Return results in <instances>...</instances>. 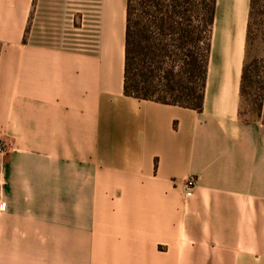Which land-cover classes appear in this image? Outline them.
Here are the masks:
<instances>
[{
  "label": "crops",
  "instance_id": "0c3cea01",
  "mask_svg": "<svg viewBox=\"0 0 264 264\" xmlns=\"http://www.w3.org/2000/svg\"><path fill=\"white\" fill-rule=\"evenodd\" d=\"M249 3L216 0L197 112L124 95L127 0H0V264H264Z\"/></svg>",
  "mask_w": 264,
  "mask_h": 264
},
{
  "label": "trees",
  "instance_id": "16d2710c",
  "mask_svg": "<svg viewBox=\"0 0 264 264\" xmlns=\"http://www.w3.org/2000/svg\"><path fill=\"white\" fill-rule=\"evenodd\" d=\"M215 10L216 0H127L124 95L200 112ZM242 102L264 125V0L249 3L240 117Z\"/></svg>",
  "mask_w": 264,
  "mask_h": 264
},
{
  "label": "rangeland",
  "instance_id": "374dc122",
  "mask_svg": "<svg viewBox=\"0 0 264 264\" xmlns=\"http://www.w3.org/2000/svg\"><path fill=\"white\" fill-rule=\"evenodd\" d=\"M200 20H201V14H200ZM247 109H248L247 104L245 102H242V105H241V112H242L241 118H242V120H247L248 122L251 123L252 122V118L247 113ZM258 123L261 124V122H258Z\"/></svg>",
  "mask_w": 264,
  "mask_h": 264
},
{
  "label": "built area",
  "instance_id": "2783aa9c",
  "mask_svg": "<svg viewBox=\"0 0 264 264\" xmlns=\"http://www.w3.org/2000/svg\"><path fill=\"white\" fill-rule=\"evenodd\" d=\"M5 150H4V146L0 144V154H4ZM194 187V181L190 180L187 184H186V191L190 192ZM0 209L4 210L5 209V205L2 203L0 205Z\"/></svg>",
  "mask_w": 264,
  "mask_h": 264
}]
</instances>
